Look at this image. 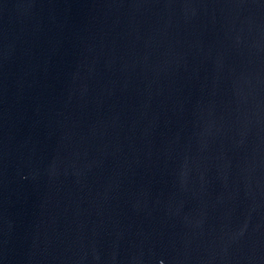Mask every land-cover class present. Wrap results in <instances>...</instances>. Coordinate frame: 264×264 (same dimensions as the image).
Returning a JSON list of instances; mask_svg holds the SVG:
<instances>
[{
	"label": "water",
	"instance_id": "95a60500",
	"mask_svg": "<svg viewBox=\"0 0 264 264\" xmlns=\"http://www.w3.org/2000/svg\"><path fill=\"white\" fill-rule=\"evenodd\" d=\"M0 264H264V0H0Z\"/></svg>",
	"mask_w": 264,
	"mask_h": 264
}]
</instances>
